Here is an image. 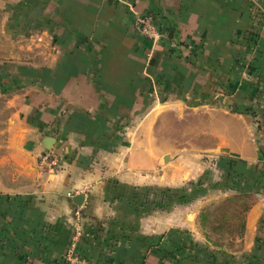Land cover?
Instances as JSON below:
<instances>
[{
  "label": "crops",
  "instance_id": "0c3cea01",
  "mask_svg": "<svg viewBox=\"0 0 264 264\" xmlns=\"http://www.w3.org/2000/svg\"><path fill=\"white\" fill-rule=\"evenodd\" d=\"M0 14L12 20V31L37 35L38 51L47 42L49 56L39 63L48 67L53 103L65 101L62 110L52 101L43 108L36 99L42 90L32 87L13 113L23 152L35 147L37 157L53 137L63 164L57 172L1 170L13 181L0 183V264H76L71 253L89 264H264V168L257 170L264 110L255 133L226 105L264 101V0H0ZM146 14L156 18L157 42L137 30V17ZM138 110L145 112L137 119ZM201 127L210 129L206 152H221L218 165L248 173L247 186L224 190L255 197L238 250H214L202 238L200 203L178 220L160 215L159 229L148 218L139 236L121 232L136 220L120 217L109 182L145 187L163 160L181 156L176 162L190 164L200 153L193 134ZM192 168L174 175L165 168L158 184L195 179ZM77 195L85 197L82 206L73 202ZM171 229L179 230L178 243L167 254ZM152 238L159 243L152 246Z\"/></svg>",
  "mask_w": 264,
  "mask_h": 264
},
{
  "label": "rangeland",
  "instance_id": "374dc122",
  "mask_svg": "<svg viewBox=\"0 0 264 264\" xmlns=\"http://www.w3.org/2000/svg\"><path fill=\"white\" fill-rule=\"evenodd\" d=\"M11 22L12 20L7 21L5 16L0 14V172L1 170L13 172L16 169H21L31 174L37 170L57 172L63 164L62 156L59 153L60 150L58 151L56 146L52 149L53 154L60 160V166L57 169H51L42 163V156L47 150L44 151L42 149L37 157V151H35L37 148L35 147L29 149L28 153H24L20 145L24 141L23 136H20L23 130L22 128L19 129L13 120L14 111L19 107L21 108V105L25 103L23 99L26 98L27 100L30 98L32 87L42 90L40 91L42 94L40 93L39 98L36 99L37 104H41L43 108H47L48 103L51 101L52 105L55 104L57 110H62L65 107L63 99H58V102L55 100V103H53V99L51 100L50 95L52 94L48 91V67L39 63L46 62L45 60L49 56L46 47L47 42L38 47L41 48V51H38L36 49L37 44L33 42L35 41L33 39H37V35L31 34L29 30L20 34L16 33L12 31L13 25H11ZM226 105L228 107L233 106L232 103ZM246 108H251L256 112L255 118L242 116L246 119L245 122H248L255 129L254 132L258 133V127L261 126V118H263L261 110H264V101L262 99L253 100L252 104ZM66 110L79 109L70 107L66 108ZM143 112L145 110H138L135 114L136 118L138 119ZM231 116L233 118L232 126H238L240 123L239 117L235 116V114ZM185 118H192V116L186 115ZM199 118L201 120L206 119V115H200ZM121 123L120 125L123 126L127 124L126 121ZM208 132H210L209 128L201 127L197 134H193V142L196 145L198 144L199 147L197 148L200 149L199 156H196L191 162L194 168H197L196 173L199 172L195 179L184 181L173 187H164L158 184L160 180L159 176L165 168H168L169 174L172 173L174 175L175 172L189 174L187 172L191 167V163H184V160L176 162L178 158L181 159V156H174V163L170 160H163L161 163L162 169L151 172L149 176L153 177V180H151L152 185L144 187L130 184L125 185V183L123 184V182L121 183L117 180L109 182L111 185V202L118 201V204H120V217L124 219L131 217V220H136V223L131 226H121V232L126 230L127 232L130 231L133 236H139L143 230H147L148 223L145 226V223L142 221L149 220L148 218H152L150 219L152 220L150 221L151 227L159 229L158 220L160 215H167L169 220H178L186 217L187 213H189L187 209L196 207L195 205L200 203L196 207V209L199 208L196 216V228L202 238L214 250H238V239L243 234L241 226L245 220L246 210L252 206L255 197L253 193L247 196H239L236 195L237 193L224 194L225 189L236 188V182H239L240 187L243 184L247 186L249 178L246 174L248 173L243 172L237 164L234 166V170L231 164L227 166L225 164L218 165L217 155L221 153L220 150L216 148L217 153L215 155L214 153L210 154V152H206L207 147H209L208 136L210 135H208ZM46 133L43 132L41 136H44ZM229 137L235 140L239 138V134L232 133ZM184 155H186L185 152ZM13 157L19 161L18 164L15 163ZM259 165L261 167H257L259 168L257 170L261 174L264 164ZM231 173L232 176L228 177ZM12 181L13 179L9 175L0 173V183L6 185ZM231 181L232 183H230ZM178 232V229H171L168 232L167 249H165L167 254H170L178 243L176 241ZM185 232L189 233V231ZM159 241V239L152 238V246L158 244ZM186 246L187 242L184 243V247ZM186 251L184 254H187Z\"/></svg>",
  "mask_w": 264,
  "mask_h": 264
},
{
  "label": "built area",
  "instance_id": "2783aa9c",
  "mask_svg": "<svg viewBox=\"0 0 264 264\" xmlns=\"http://www.w3.org/2000/svg\"><path fill=\"white\" fill-rule=\"evenodd\" d=\"M136 27L139 34L151 41H159L162 38V34L158 28L156 18L153 14L140 15L136 19ZM42 163L46 164L51 169H57L60 166V160L53 154V151H45L42 156ZM71 197V194H69ZM69 259L74 260L76 264H89L80 260L71 253Z\"/></svg>",
  "mask_w": 264,
  "mask_h": 264
},
{
  "label": "water",
  "instance_id": "95a60500",
  "mask_svg": "<svg viewBox=\"0 0 264 264\" xmlns=\"http://www.w3.org/2000/svg\"><path fill=\"white\" fill-rule=\"evenodd\" d=\"M55 144H56V139L53 138V137H46L44 140H43V145L42 147L47 150V151H51L54 147H55ZM224 152H227V153H230L232 156H236L238 157L237 154L235 153H231L229 151V149H223ZM166 161H168V159H166ZM85 201V197L84 195H77L76 197L73 198V202L78 205V206H82L83 203Z\"/></svg>",
  "mask_w": 264,
  "mask_h": 264
},
{
  "label": "trees",
  "instance_id": "16d2710c",
  "mask_svg": "<svg viewBox=\"0 0 264 264\" xmlns=\"http://www.w3.org/2000/svg\"><path fill=\"white\" fill-rule=\"evenodd\" d=\"M230 110H231L233 113H240V114H242V115H244V116H250V117H252V118H255V117H256V112H255V110H252L251 108L239 109L238 107L232 106V107L230 108ZM122 130H123V129L120 128V131H122ZM231 176H232V173L228 175V177H231ZM230 183H232V181H231ZM230 183H229V184H230ZM235 186H236V188L239 189V187H240L239 182H236V183H235ZM236 195H239V196H247L248 194H246L244 191H243V192L240 191V192H237ZM250 208H251V207H248V208H247L246 213L249 211ZM241 227H242L243 232H244V229H245V220H244V222H243V224H242ZM79 259H80V258H79ZM83 261H84V260H83Z\"/></svg>",
  "mask_w": 264,
  "mask_h": 264
}]
</instances>
